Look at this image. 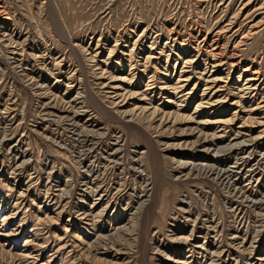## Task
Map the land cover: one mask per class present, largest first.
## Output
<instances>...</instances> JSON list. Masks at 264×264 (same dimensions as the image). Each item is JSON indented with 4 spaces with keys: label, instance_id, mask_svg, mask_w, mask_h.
I'll use <instances>...</instances> for the list:
<instances>
[{
    "label": "rangeland",
    "instance_id": "rangeland-1",
    "mask_svg": "<svg viewBox=\"0 0 264 264\" xmlns=\"http://www.w3.org/2000/svg\"><path fill=\"white\" fill-rule=\"evenodd\" d=\"M0 264H264V0H0Z\"/></svg>",
    "mask_w": 264,
    "mask_h": 264
},
{
    "label": "bare ground",
    "instance_id": "bare-ground-1",
    "mask_svg": "<svg viewBox=\"0 0 264 264\" xmlns=\"http://www.w3.org/2000/svg\"><path fill=\"white\" fill-rule=\"evenodd\" d=\"M251 79V78H250ZM250 81V80H249ZM249 89V88H248Z\"/></svg>",
    "mask_w": 264,
    "mask_h": 264
}]
</instances>
